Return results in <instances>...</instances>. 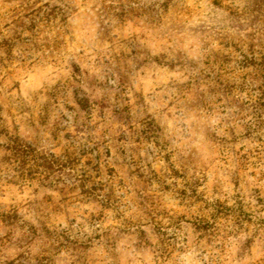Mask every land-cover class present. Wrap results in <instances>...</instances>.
I'll return each instance as SVG.
<instances>
[{"label": "rangeland", "instance_id": "374dc122", "mask_svg": "<svg viewBox=\"0 0 264 264\" xmlns=\"http://www.w3.org/2000/svg\"><path fill=\"white\" fill-rule=\"evenodd\" d=\"M0 264H264V0H0Z\"/></svg>", "mask_w": 264, "mask_h": 264}]
</instances>
